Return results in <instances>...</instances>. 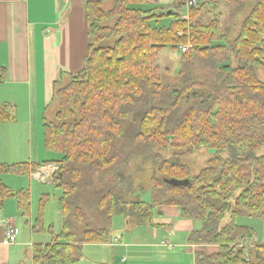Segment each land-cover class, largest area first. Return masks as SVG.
Instances as JSON below:
<instances>
[{"label":"trees","instance_id":"1","mask_svg":"<svg viewBox=\"0 0 264 264\" xmlns=\"http://www.w3.org/2000/svg\"><path fill=\"white\" fill-rule=\"evenodd\" d=\"M187 1L141 9L135 5L147 0H113L106 12L101 0L85 3L89 43L83 65L67 73L62 86L59 72L52 99L59 102L62 122L43 116L41 127L44 150L59 155L53 181L62 191L63 226L49 242L33 246V264H78L84 244L108 241L113 216L153 227L162 206H177L183 218L201 223L186 236L188 245L202 248L194 251V264H264L254 230L236 221L243 213L264 219V79L256 73L258 68L264 74V0H203L188 7L186 21ZM219 6L248 8L230 40ZM202 9L213 12L209 22L202 20ZM164 17L171 19L167 26L150 23ZM111 18L113 26L102 25ZM110 39L112 45H102ZM188 40L193 47L180 54L178 81L161 83L155 57ZM196 59L206 80L191 66ZM9 118L0 106V122ZM191 147L216 151L196 174L178 153L188 154ZM136 157L152 170L148 200L141 199L142 187L135 189L129 173ZM49 163L0 165V172H31ZM171 178L189 183L165 181ZM11 197L28 216V191L12 192L0 180V206ZM34 222L32 232L43 230L41 209ZM207 245L218 249L207 254Z\"/></svg>","mask_w":264,"mask_h":264},{"label":"crops","instance_id":"2","mask_svg":"<svg viewBox=\"0 0 264 264\" xmlns=\"http://www.w3.org/2000/svg\"><path fill=\"white\" fill-rule=\"evenodd\" d=\"M87 1L97 0H0V67L4 69V77H0V106L5 108L10 117L12 115L11 120L0 122V157H4L0 158V162L51 161L36 171L29 172L34 177L41 172L43 179L50 178L58 159L49 158L43 148L42 118L52 100L53 83L59 72L62 71L67 76V73H75L83 65L89 43L88 16L85 9ZM101 1L103 11L112 8L113 0ZM172 2L173 0H147L146 4L135 7L167 9ZM167 19L162 26L170 23L171 19ZM3 178L4 175L0 179L5 183ZM29 187L32 189L31 183ZM13 188L11 189L28 187L22 183ZM14 201L6 199L0 206V264H33V246L47 242H35L33 237L28 241H19L18 228L15 241H6V225L13 224L16 227L15 222L18 213L20 214ZM178 209L176 206L158 208L152 228L167 229L171 238L179 232L185 239L192 229L197 228V222L183 218ZM260 223L264 221L261 220ZM246 226L256 232L254 226ZM141 228L143 227L125 230L127 243H123V237L117 235L113 240L114 244H108L130 248L135 246L132 242L135 237L144 238L146 241L151 238L149 241H153L160 235L158 229L150 231L149 234L146 229L139 230ZM30 234L33 235L32 230ZM184 242L185 247L193 254L194 264V251L197 247ZM168 245L171 248L170 242ZM128 254L129 251H123L117 264H127Z\"/></svg>","mask_w":264,"mask_h":264},{"label":"rangeland","instance_id":"3","mask_svg":"<svg viewBox=\"0 0 264 264\" xmlns=\"http://www.w3.org/2000/svg\"><path fill=\"white\" fill-rule=\"evenodd\" d=\"M202 1L203 0H196L195 6L197 7L198 5H200ZM202 11H203V14L201 16L202 20L204 22H209L213 16L212 15L213 12L208 13L206 10L204 11L203 9ZM218 11H222L221 25L227 28L228 31L227 34L230 40L238 33L241 22L244 16L248 12V8H243L241 10H234L231 8L219 6ZM182 12L185 17L182 18L188 21L189 20L188 9L185 8L183 9ZM167 18L169 17H164L163 19L160 20L157 19L156 21L153 20L150 21V23L152 24V26L159 27L166 23V21L168 20ZM114 23H115V18H111L109 20L103 21L102 25L111 27L114 25ZM178 34L181 35L180 33ZM112 42L113 39H110L104 41L102 45L104 46L112 45ZM186 43H191V42L188 40ZM179 45L177 46V49H173L170 47L163 49L154 59V63L159 70L160 79L162 81L161 83L163 84H174L178 81L179 78L178 72L181 66L180 54L185 53L179 50ZM261 61L264 63V60L261 59ZM234 63L235 62H233V64ZM201 65H202L201 59H196L191 61V66L193 67V69L194 68L197 69V72L195 71L197 76L200 79L206 80L205 78L208 75V73L206 71L201 70L202 67ZM256 73L258 77L264 79V74L261 71V69L257 68ZM68 80H69L68 76H63L60 85L61 86L64 85ZM184 105L185 104H183L182 106ZM59 110H60V105L58 100L52 99L45 111V119L47 120V122H51L54 124L61 123L62 121L58 119L56 116ZM12 114H13V110H12ZM11 119H12V115L9 118V120ZM9 120H6L4 122H7ZM6 151L8 152V149H6ZM178 151H179L178 153L180 154L179 157L181 162L189 168L191 174H196L202 167L206 165L207 160L214 153H216L214 149L205 148V147L199 149L191 147L189 153L188 154L185 153L186 155L183 153V150H178ZM171 152H173L172 149H170L168 153L166 152L163 154L169 155ZM47 153L49 158H53V159L59 158V155L56 153H50V152ZM181 153H183L184 155H182ZM222 155H225V153H222ZM137 157L133 158V160L129 162V173L133 178L132 180L135 189H138L139 188L138 186L142 187V191L137 192L140 194L141 199L148 200L150 193V178L152 176V170L150 168V164L145 162H143V164L140 163L141 159ZM0 158H4V157H0ZM18 164L20 163L14 161H10L8 163L0 162V165H7V166L18 165ZM57 170H58V165L56 164L52 168L51 177L50 178L44 177V179L37 175L36 177H34L33 174H29V172H25V171L23 173H17L10 170L4 173L0 172L1 177L3 175L5 177L3 178V181L9 184L11 188L18 186L22 183L26 187L30 188L29 187L30 183L32 184V189L19 188L13 190L14 188L11 189L7 184L4 183L12 192L27 190L29 194V207H30L29 215L28 216L23 215L21 210L17 207L20 214L18 213L15 223H16V228H18L17 239L19 241L20 240L28 241L30 237H33L32 240H34L35 242H39V241L48 242L52 239L53 235H57L62 231L63 216L59 208V198L62 195V191L59 187L56 186L55 182L53 181V175ZM7 199L15 200L14 202L16 203L17 206L16 198L11 197ZM8 208L9 205L7 206L6 210ZM158 208H156V210ZM39 209H41L42 211L43 230H41L40 232H32L33 235H31L30 234L31 226L35 223L34 221L37 218ZM248 215L249 214L247 213L238 215L236 221L239 222L240 224H245V225L247 224L254 226L256 230V232L254 233V237L256 239L255 241L258 242L259 244H263L262 241L264 239V235L262 236V233L264 231V223L261 224L260 222L261 220L264 221V219H262L261 217L259 218L254 216L251 217ZM229 219H230V215L229 213H227L226 217L221 221V224L222 225L226 224L229 221ZM94 220L96 221V219ZM196 222H197V227H199L201 223L199 221ZM139 227L140 226L136 225V223L133 220L129 221L120 215L113 216L112 229L108 241L105 243L84 244L82 250V257L78 261V264H117L120 261L123 251L126 250L129 251L128 261L126 262L127 264H193V254L187 247H185L184 241H186V238L184 239V235L182 233L180 234L179 232H176L175 236L171 238L170 235H168L167 233V229L164 228L153 229L149 225L141 226L143 228L139 230L146 229L149 231V234L150 231L154 232L156 229H158L160 231V235L156 236L153 241H149L151 238L146 241L144 238L135 237L132 241L135 244V246H132L130 248H127L124 245H122V247H115L113 245L108 244L110 242L114 244L113 240L117 235L123 237V243H127L128 242L126 236L127 233H125V230L135 229ZM169 242L171 244L170 245L171 248L168 247ZM248 245L249 246L247 247L253 248L252 247L253 243H249ZM196 247H197L196 250L202 249L199 246ZM217 249L218 247L214 245H207L203 247V250L207 254H211L217 251ZM132 254L133 255L135 254V256H131ZM28 264H30V262Z\"/></svg>","mask_w":264,"mask_h":264},{"label":"built area","instance_id":"4","mask_svg":"<svg viewBox=\"0 0 264 264\" xmlns=\"http://www.w3.org/2000/svg\"><path fill=\"white\" fill-rule=\"evenodd\" d=\"M195 5H196V0H188L186 8L188 9V7L195 6ZM182 17H184V15ZM192 47H193V45L191 43H185V44L179 45V50L181 52H186L187 50L191 49ZM37 175L39 177L43 176V174H41V172H38ZM5 238H6V241L8 243H13L15 241V239H16V227H15V225H13V224L6 225ZM262 242H263L262 245L264 246V239Z\"/></svg>","mask_w":264,"mask_h":264},{"label":"water","instance_id":"5","mask_svg":"<svg viewBox=\"0 0 264 264\" xmlns=\"http://www.w3.org/2000/svg\"><path fill=\"white\" fill-rule=\"evenodd\" d=\"M171 10H166L165 13L169 14ZM167 183L175 185V186H186L189 183L188 179H176V178H171L165 180Z\"/></svg>","mask_w":264,"mask_h":264}]
</instances>
